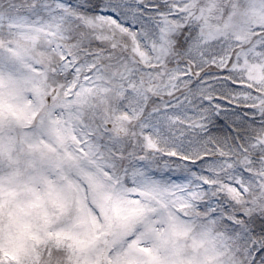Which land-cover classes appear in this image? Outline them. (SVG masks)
Segmentation results:
<instances>
[{"label":"snow or ice","instance_id":"snow-or-ice-1","mask_svg":"<svg viewBox=\"0 0 264 264\" xmlns=\"http://www.w3.org/2000/svg\"><path fill=\"white\" fill-rule=\"evenodd\" d=\"M0 264H264V0H0Z\"/></svg>","mask_w":264,"mask_h":264}]
</instances>
